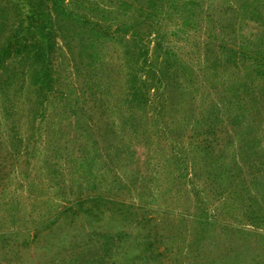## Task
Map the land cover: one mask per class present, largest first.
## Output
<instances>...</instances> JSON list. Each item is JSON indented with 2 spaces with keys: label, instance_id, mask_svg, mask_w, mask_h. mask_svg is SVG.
<instances>
[{
  "label": "rangeland",
  "instance_id": "obj_1",
  "mask_svg": "<svg viewBox=\"0 0 264 264\" xmlns=\"http://www.w3.org/2000/svg\"><path fill=\"white\" fill-rule=\"evenodd\" d=\"M3 1L0 264H264V0Z\"/></svg>",
  "mask_w": 264,
  "mask_h": 264
},
{
  "label": "trees",
  "instance_id": "obj_2",
  "mask_svg": "<svg viewBox=\"0 0 264 264\" xmlns=\"http://www.w3.org/2000/svg\"><path fill=\"white\" fill-rule=\"evenodd\" d=\"M8 0H5V1H3V6L1 5V8H2V10L1 11H3V13L5 12V10H6V2H7ZM8 42H10L11 43V38H9L8 40H7ZM6 43V42H5ZM4 43V44H5ZM2 53L0 52V56L1 55H4V54H6V52L8 51L9 52V47L8 46H6V47H4V46H2ZM46 70V69H45ZM44 72V71H43Z\"/></svg>",
  "mask_w": 264,
  "mask_h": 264
}]
</instances>
